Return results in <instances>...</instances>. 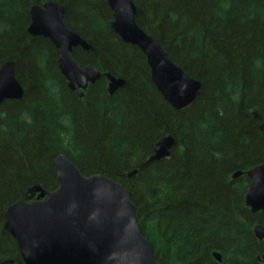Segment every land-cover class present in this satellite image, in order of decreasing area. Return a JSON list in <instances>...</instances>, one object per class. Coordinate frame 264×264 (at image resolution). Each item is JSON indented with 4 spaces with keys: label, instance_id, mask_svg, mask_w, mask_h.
Returning a JSON list of instances; mask_svg holds the SVG:
<instances>
[{
    "label": "trees",
    "instance_id": "1",
    "mask_svg": "<svg viewBox=\"0 0 264 264\" xmlns=\"http://www.w3.org/2000/svg\"><path fill=\"white\" fill-rule=\"evenodd\" d=\"M132 1L136 24L202 86L182 112L156 90L140 51L112 32L106 0H0V67L14 62L23 90L0 105V264L19 260L6 207L33 182L53 191L59 155L130 193L158 264H264V240L253 235L264 212L244 204L246 175L231 179L264 162V0ZM45 3L61 5L92 49L72 52L101 74L83 98L67 88L53 45L27 33L30 7ZM105 74L124 82L111 96ZM165 136L175 141L170 156L146 165Z\"/></svg>",
    "mask_w": 264,
    "mask_h": 264
},
{
    "label": "water",
    "instance_id": "2",
    "mask_svg": "<svg viewBox=\"0 0 264 264\" xmlns=\"http://www.w3.org/2000/svg\"><path fill=\"white\" fill-rule=\"evenodd\" d=\"M112 13L110 28L124 43L143 55L150 80L164 101L175 111L189 108L201 93L199 81L189 78L173 64L158 42L136 24V7L132 0H106ZM31 37L48 40L58 51L57 68L67 88L83 98L88 86L100 80L94 67L76 63L74 49L90 52L91 47L65 23L63 7L56 3L33 5L29 9ZM107 93L113 95L124 82L109 74ZM23 90L15 79L12 61L0 67V105L18 101ZM175 145L171 136L161 138L145 164L167 159ZM57 186L47 191L36 182L27 189L24 199L7 206L3 230L16 243L19 260L6 259L1 264H158L151 246L141 235L130 193L117 182L102 175L83 176L63 155L53 160ZM243 174L249 184L244 204L251 214L264 212V162ZM136 171L127 174L133 177ZM253 235L264 240V228L253 227ZM213 258L220 263L221 257ZM259 261L263 262L260 253Z\"/></svg>",
    "mask_w": 264,
    "mask_h": 264
},
{
    "label": "flooded vegetation",
    "instance_id": "3",
    "mask_svg": "<svg viewBox=\"0 0 264 264\" xmlns=\"http://www.w3.org/2000/svg\"><path fill=\"white\" fill-rule=\"evenodd\" d=\"M152 155V154H151Z\"/></svg>",
    "mask_w": 264,
    "mask_h": 264
}]
</instances>
